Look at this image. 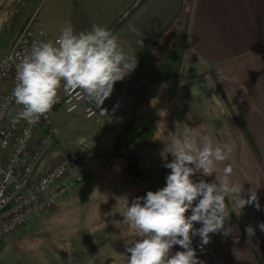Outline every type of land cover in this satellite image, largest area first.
<instances>
[{"label":"crops","instance_id":"crops-1","mask_svg":"<svg viewBox=\"0 0 264 264\" xmlns=\"http://www.w3.org/2000/svg\"><path fill=\"white\" fill-rule=\"evenodd\" d=\"M13 1L0 0V55L11 48L27 19L26 14L12 13ZM70 4L83 17L78 26L71 25L76 32L98 24L118 37L126 54L136 59L132 76H155L166 66L161 64L165 59L180 58L185 35L179 33L185 34L190 24L193 54L184 74L186 82L178 86L174 78L179 70L174 71L162 83L153 81L147 85L149 93L140 95L134 103L149 107L163 102L164 108L174 101L177 120L182 125L174 135L186 127L194 128L201 140L208 138L213 143L231 146L229 158L218 165L213 178L221 177L224 166L230 164V180L243 185L244 198L249 190L256 191L261 207L257 210L246 206L240 210L226 198L230 210H234L230 214L233 232L226 247L227 262L264 264V232L258 227L264 222V0H57L38 13L50 40L54 41L67 25L64 20L70 14H66ZM189 7L192 16L188 23ZM132 82L134 85V77ZM153 93H157L158 100ZM125 117L124 137L133 120L135 124L142 123L144 131V124L150 129L145 143L141 142L140 133L136 137L138 160L148 149L169 143L167 127L160 126V122L165 124V116L160 118L158 113H152L146 120L137 114ZM121 150L122 154L126 152L124 144ZM249 225L256 229L251 239L246 233Z\"/></svg>","mask_w":264,"mask_h":264},{"label":"rangeland","instance_id":"rangeland-1","mask_svg":"<svg viewBox=\"0 0 264 264\" xmlns=\"http://www.w3.org/2000/svg\"><path fill=\"white\" fill-rule=\"evenodd\" d=\"M54 1L57 0H14L12 13L16 11L18 16L26 14V22L37 10L42 9L40 12H44ZM190 7L186 11L188 23L192 16ZM69 8L66 14H70L64 22L78 26L83 17L76 13L72 4ZM179 34L182 37L185 35L182 40L183 51L179 52L180 58L165 59L161 64L166 66L155 76H147L145 73L135 76L128 74L130 82L118 86L119 89L115 87L111 96L102 105V108L108 110L107 116L100 115L99 108L92 118L84 115L83 106L72 114L61 109L55 113L51 127H44L38 131L37 137L52 132L54 138L41 168L49 167L50 163H54L61 155L74 150L79 156V162L70 175L83 176L84 181L77 183L55 207L35 215L16 233L1 240L4 242L0 243V264H126V256H130V253L126 252L127 241L138 240L139 237L136 236L134 229L123 223L124 218L121 214L135 198L166 186L162 171L167 169L170 173L171 170L164 167V164L173 159L166 145L171 144L174 133L182 128L177 120L174 101L170 107L166 105L164 108L163 102L147 107L143 103L136 105L134 101L149 93L146 92L147 85H151L153 81L162 83L164 78L174 71L179 70L174 78L178 86L186 82L184 74L189 69L193 54L190 24L186 27L185 34L183 31ZM149 88L151 87L148 86ZM153 94L158 97L157 93ZM158 99L159 97L156 100ZM133 106L136 107L134 111ZM152 113H158L160 118L165 116L166 122L164 125L160 122V126L167 127L165 130L167 135L170 134L169 143L159 148L148 149L138 160L136 137L140 133L141 142L145 143L151 135L150 129L144 124V128L148 129L144 131L143 124L135 120L137 131L134 130L130 137L129 135L124 137L122 122L125 116L132 114L146 120ZM130 138L135 139V142ZM122 144L126 146V152L123 154L122 150L120 151ZM130 152L135 154V159ZM134 164L136 168L131 172L130 167ZM192 179L214 181L213 176L205 177L199 172ZM226 203L230 209V202L227 200ZM187 214L190 215L191 211L189 210ZM226 224L230 226V218ZM200 226L199 223L194 225L196 228ZM210 237V243L202 250L199 247L200 238L198 236L193 238L192 246L196 249L202 264H228L226 247L230 243V235L225 237L221 233H214L210 234ZM182 250L177 245L171 251L174 254Z\"/></svg>","mask_w":264,"mask_h":264},{"label":"clouds","instance_id":"clouds-1","mask_svg":"<svg viewBox=\"0 0 264 264\" xmlns=\"http://www.w3.org/2000/svg\"><path fill=\"white\" fill-rule=\"evenodd\" d=\"M138 43L142 46L143 41ZM135 67V57L126 54L118 37L106 26L94 24L90 30L76 32L67 24L55 41L34 42L31 51L17 64L12 95L22 110L17 113L16 122L23 119L29 124L38 123L51 111L61 89L65 93L80 90L100 109V115L107 116L108 110L102 105L111 96L115 83ZM166 149L173 157L164 164L171 170L166 186L135 198L121 214L123 223L139 237L127 241L126 252L130 256H126V264H202L192 246L193 238H200L202 250L210 243V234L227 237L233 232L226 221L234 210L229 209L226 198L240 210L246 206L257 210L261 207L256 191L249 190L244 198L243 185L230 180V164L213 182L192 179L198 172L205 177L215 176L218 165L232 152L229 144L201 140L196 129L186 127L173 135ZM197 223L199 228L194 227ZM258 227L264 232V222ZM255 231L253 226H247L249 239ZM177 245L183 250L172 254Z\"/></svg>","mask_w":264,"mask_h":264},{"label":"built area","instance_id":"built-area-1","mask_svg":"<svg viewBox=\"0 0 264 264\" xmlns=\"http://www.w3.org/2000/svg\"><path fill=\"white\" fill-rule=\"evenodd\" d=\"M38 13L39 10L25 22L11 48L0 55V241L16 233L35 215L55 207L59 199L83 180L80 175L70 177L79 162L74 150L61 155L49 167L41 168L54 138L52 132L37 137L38 131L52 126L59 107L72 114L83 106L87 118L95 116L98 110L80 90L65 93L61 89L51 111L38 123L29 124L23 119L16 122L17 113L22 110V105L15 107L12 95L17 83L16 66L31 51L34 42L50 40ZM129 82L126 76L114 88Z\"/></svg>","mask_w":264,"mask_h":264},{"label":"trees","instance_id":"trees-1","mask_svg":"<svg viewBox=\"0 0 264 264\" xmlns=\"http://www.w3.org/2000/svg\"><path fill=\"white\" fill-rule=\"evenodd\" d=\"M62 108L61 107H59V108H57V111H59V110H61ZM132 124H134V125H132ZM132 125V126H131ZM137 127V125L135 124V122H134V120L131 122V123H128V126H127V128H126V133H127V135H129V137L130 136H132L133 135V132H134V130H135V128ZM138 129V128H137ZM137 129L135 130V131H137ZM135 136H133V138H134ZM133 138H130V139H133ZM133 141L135 142V139H133ZM131 153V155H133V157L132 158H136L135 157V154L133 153V152H130ZM134 168H136V164H134V166L133 167H130V171L132 172L133 171V169ZM169 174V170H167V169H164L163 171H162V176H163V178L166 180V176ZM76 176V175H75ZM82 182L84 181V178H83V176H82Z\"/></svg>","mask_w":264,"mask_h":264},{"label":"water","instance_id":"water-1","mask_svg":"<svg viewBox=\"0 0 264 264\" xmlns=\"http://www.w3.org/2000/svg\"><path fill=\"white\" fill-rule=\"evenodd\" d=\"M9 207V206H8Z\"/></svg>","mask_w":264,"mask_h":264}]
</instances>
